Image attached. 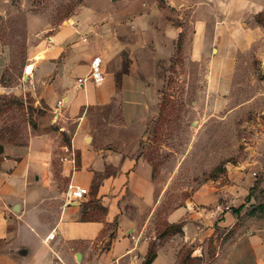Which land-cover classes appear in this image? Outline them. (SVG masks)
I'll use <instances>...</instances> for the list:
<instances>
[{"label": "crops", "instance_id": "1", "mask_svg": "<svg viewBox=\"0 0 264 264\" xmlns=\"http://www.w3.org/2000/svg\"><path fill=\"white\" fill-rule=\"evenodd\" d=\"M263 10L264 0H83L31 48L33 125L24 142L0 143V264H143L149 250L150 264H183V254L188 264H264V176L246 178L238 211L189 205L164 227L152 167L128 148L157 115L159 60L183 41L207 68L204 93L221 98L237 54L264 35L254 21ZM8 53L0 39V77ZM94 57L99 87L87 78ZM114 110L117 125L106 122ZM67 150L74 163L62 161ZM176 225L178 235L161 231Z\"/></svg>", "mask_w": 264, "mask_h": 264}, {"label": "rangeland", "instance_id": "2", "mask_svg": "<svg viewBox=\"0 0 264 264\" xmlns=\"http://www.w3.org/2000/svg\"><path fill=\"white\" fill-rule=\"evenodd\" d=\"M82 1L0 0V39L9 52L0 77L1 144L24 142L33 125L26 106L34 87L24 70L36 54L30 56L29 50ZM254 21L264 32V10ZM236 61L231 87L224 83L222 97L209 98L204 93L207 68L188 60L183 41L170 57L159 60L157 115L147 123L138 145L128 148H137L152 167L155 198L160 201L154 222L160 226L165 227L170 211L189 205L211 210L216 204L224 209L247 202L249 195L240 194L244 181L251 179L256 186L264 176V35L237 54ZM107 119L117 125L115 110ZM124 131L123 136L135 138ZM164 227L165 235L181 233L178 225ZM184 256L180 263L188 264Z\"/></svg>", "mask_w": 264, "mask_h": 264}, {"label": "built area", "instance_id": "3", "mask_svg": "<svg viewBox=\"0 0 264 264\" xmlns=\"http://www.w3.org/2000/svg\"><path fill=\"white\" fill-rule=\"evenodd\" d=\"M87 78L92 81V83L96 86L99 87L103 85L104 83V73L101 67V60L98 57H94L91 60L90 67H89V73L87 75ZM82 80L79 79L78 83H81ZM61 102L58 101L56 104V109L58 110V107H60ZM67 155L62 158L63 162H71L74 163V158L75 155L73 154L72 151H66ZM86 194V190L82 188H76L71 191V196L75 199H80ZM240 206L236 205V209H239ZM49 239L53 238V234H50L48 236Z\"/></svg>", "mask_w": 264, "mask_h": 264}, {"label": "trees", "instance_id": "4", "mask_svg": "<svg viewBox=\"0 0 264 264\" xmlns=\"http://www.w3.org/2000/svg\"><path fill=\"white\" fill-rule=\"evenodd\" d=\"M234 212L238 211V210H233ZM155 258V254L152 252V250H149L147 257L145 258L143 264H150L153 259Z\"/></svg>", "mask_w": 264, "mask_h": 264}]
</instances>
